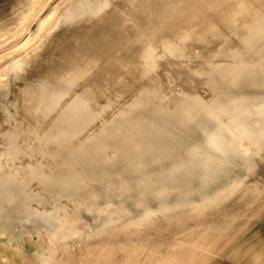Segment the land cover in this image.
I'll list each match as a JSON object with an SVG mask.
<instances>
[{
  "label": "bare ground",
  "instance_id": "6f19581e",
  "mask_svg": "<svg viewBox=\"0 0 264 264\" xmlns=\"http://www.w3.org/2000/svg\"><path fill=\"white\" fill-rule=\"evenodd\" d=\"M17 1L11 28L0 35L12 43L17 37L12 36V30L22 22L26 24L25 19L45 6L44 0ZM259 2L264 4V0H192L184 4L181 0L171 4L156 0H82L74 4L72 11L51 22L50 32L45 35L43 21L49 19V12L48 19H39L42 24L31 31L32 38L20 49L30 44L32 47L0 68V237L21 236L34 244L38 241L37 230L46 226L49 235L38 242L40 247L61 246L55 242L58 238L62 243L72 242L66 251L61 246L69 254L75 245L100 235L102 228L97 224L90 237H82L78 220L82 210L101 197L113 196L116 190L76 198L88 176L84 168L94 154L107 158L102 155L104 151L116 145L111 143L114 134L109 135L110 131L123 135L121 141L127 146L144 141L150 128L133 125L127 113L146 104L163 101L166 117L189 139L206 133L208 124L224 118L220 132L227 135L213 137L210 148L223 145L228 163L244 166L248 173L255 172L254 162L261 157L264 146V113H244L247 97L238 93L235 96L232 90L264 80V14L256 5ZM120 3L124 8L131 7L146 30L144 38L131 34L134 24L116 23L128 20H122L123 13L110 16L112 8ZM150 18L158 25L149 24ZM85 23L87 32L82 29ZM154 27L163 32L152 33ZM201 46L214 48L205 53L200 51ZM189 50L205 60L203 66H188L190 76L200 83L202 92L198 96L182 88L180 78L161 71L167 58L182 63ZM175 99L180 103H173ZM184 101H188L187 105ZM118 120L125 125L115 127ZM97 122L100 124L95 125ZM242 139L250 147L248 155L243 152ZM173 144L187 151L188 157L170 170L145 178L137 190L150 198L170 193L179 194L183 200L186 196L200 199L181 201L176 210L161 213L119 212V221L140 228L171 225L219 205V196L237 191L238 181L228 180L227 165L217 157L194 147L188 139H174ZM158 145H164L163 140L158 139ZM216 189H222V195L210 194Z\"/></svg>",
  "mask_w": 264,
  "mask_h": 264
},
{
  "label": "rangeland",
  "instance_id": "374dc122",
  "mask_svg": "<svg viewBox=\"0 0 264 264\" xmlns=\"http://www.w3.org/2000/svg\"><path fill=\"white\" fill-rule=\"evenodd\" d=\"M44 1L45 6L42 11H39V16L35 12L31 14L33 17H29L31 20H28L29 18L24 20L26 24H29L26 25L22 22L17 25V27L20 26L19 28L22 31L17 27L16 30H12V36H17L14 37L16 40H13V43L11 42L12 40L7 39V37L0 36V44L7 42L6 44L3 43L2 46L0 45V68L9 62L12 63L14 59L32 47L33 44H30L26 48L20 49L22 45L26 44V41L32 38L31 31H35L38 28L37 25L42 24L40 20L48 19V12L49 19L45 21L42 20L45 22L44 24H46V28L43 29L42 32L43 35L50 32L48 25L50 26L51 22H56L59 17L72 11L75 7L74 4L82 0ZM156 1L165 4L175 2V0ZM181 1H183L184 4L192 0ZM17 3V0H0V35L11 28L10 22L14 17ZM256 5L260 12L264 14V4L259 2ZM56 7H58L57 10H55ZM57 13H59V15ZM119 13H123L124 15L121 16L123 18L122 20H128L122 22L118 21L116 23H123L124 25L134 24V31L132 30L131 34L134 37L138 36L139 39L144 38L143 32L146 30L143 28L140 21L136 19L131 7L124 8L120 3L114 6L109 12L112 17H115L114 14H116V16L119 15ZM151 18L148 21L149 24L158 25V23ZM22 24L26 25H23L24 32L23 27H21ZM82 29L83 32L89 31V27L86 23L83 24ZM155 29L154 27L151 32L156 34H161L163 32V30ZM19 32L21 35L18 34ZM18 45H20L19 48ZM13 46L15 48H13ZM200 48V51L211 53L214 47L201 46ZM202 64L205 65V60L196 55L194 51L190 52L189 50L186 60L182 63H174L172 59L167 58L163 62L161 71L172 74L173 77L178 80L180 78L181 87L189 90L194 96H198L200 92H202L200 83L190 76L188 73V66L196 67ZM175 65L177 67H175ZM58 86L61 87L62 85ZM232 91L235 96L238 93L239 96L242 94L247 97V101L244 103V113H264V80L261 83H250L244 85V87H240L237 91L234 89ZM176 99L173 103H180L178 101L179 99ZM187 102L184 101L185 105H187ZM167 114L166 106L163 101L155 104H146L143 107H139L127 113V120L132 122L133 125H142L150 128L144 141H141L139 145L135 143L127 146L121 141V138H124L123 135L119 136L116 133H112L118 131H110L109 135L114 134L110 137V139L114 141L111 143H116V145H110L104 151L102 155L107 156V158L103 156L98 157L94 154L90 158V165L87 163V167L84 168L85 176H88H86L87 178L85 177L82 191L77 194L76 198H88L91 194L102 193L110 188H115L116 190L113 196L101 197V200H97L88 208L82 210V217L78 220L83 235L82 237L85 239L90 237L93 228H95L97 224L102 228V233L100 235L75 245L72 250L73 252L69 254L66 252L64 253L61 246H64L66 251L67 246L71 245L72 242L64 241L62 243L58 238L55 242L61 244V246L49 245L48 248L40 247L38 242L47 239L49 235V230L46 226H41L37 230L36 237L38 241L34 244L28 243L26 239L21 236L11 239L0 237V264H173V261L174 264H264V146L262 147L261 157H257L256 162H254L256 171L248 173L244 166L228 163V155L223 145L216 144L214 148L216 151L209 146L213 137L220 134L221 136L227 135L224 132H220V128H224L222 126V123L225 122L224 118L217 120L211 126L208 124V131L206 133H197L195 136L190 137L192 139H189V135L173 127L172 121L166 117ZM98 123L99 122L95 125L100 124ZM202 123L204 124L205 120H202ZM115 125H117L115 127H122L125 123L124 121L118 120L115 122ZM160 128L163 129L161 134L159 133ZM158 139L163 140L164 145H158ZM174 139H188L193 143L192 145L194 147L205 149L210 152L211 155L217 157L218 161L225 163L227 165L225 175L228 180L236 179L240 185L237 191L234 195L227 194L226 196H219V205L202 209L193 217L187 216L177 223H171V225H156L151 228H140L129 225L125 220L119 221L117 218L119 212H127L132 215L141 212L161 213L167 210H176L179 208L181 201L192 203L200 199V197L186 196L183 200L179 194L171 195L170 193L164 197L156 196L155 198H150L144 191L137 190V185L142 183V180L145 178H149L162 170H170L175 164L188 157L187 151L181 150L179 146L173 144ZM241 142L243 152L246 155L250 154L251 150H249L250 147L246 144V140L242 139ZM34 151H41V149H34ZM114 151H116V154ZM105 160L108 161V164ZM134 161L137 164H135ZM88 169L91 170L89 171ZM107 169L109 170L107 171ZM116 176L118 177L116 178ZM243 183L244 185L242 186ZM127 185V189L122 188ZM223 189L226 190L227 187ZM135 191L137 192L135 193ZM221 191L223 190L216 189L211 191L210 194L218 192L222 195ZM78 195L81 197H78ZM217 229L219 232H217ZM164 248L167 251L164 250ZM106 253L109 256L105 255ZM174 253H176V255ZM181 253L183 255H181ZM94 254L104 255L98 259V255ZM194 254L195 256H193ZM167 260L172 262H166Z\"/></svg>",
  "mask_w": 264,
  "mask_h": 264
}]
</instances>
